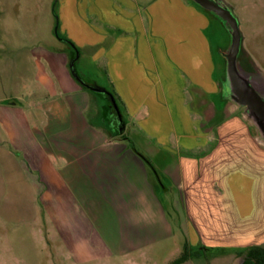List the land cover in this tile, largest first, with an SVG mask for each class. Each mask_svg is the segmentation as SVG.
Returning <instances> with one entry per match:
<instances>
[{
	"label": "crops",
	"instance_id": "obj_1",
	"mask_svg": "<svg viewBox=\"0 0 264 264\" xmlns=\"http://www.w3.org/2000/svg\"><path fill=\"white\" fill-rule=\"evenodd\" d=\"M2 1L0 24L9 27L13 22L10 24L4 20ZM194 3L193 0H75L73 4L68 0H59L61 11H72L69 15H59V20L61 24L70 22L76 27L74 43L80 44L78 46L92 44L96 59L105 58L106 74L116 93L120 94L123 107L130 116L129 124L137 135H142L137 130L142 124L143 130L148 133L144 127L148 119L156 123L163 121L165 116L171 123V131L186 144L187 153L172 158L171 164L157 165L148 158L156 170L161 166L164 170L172 171L174 166V170L177 168L181 174V188L186 202L185 230L189 241L192 244L232 249L242 248L246 243L262 244L264 209L254 210L247 206L252 203V190L245 192L243 182L238 177L243 162L257 160L258 147L254 145L256 150H251V141H247L246 147L237 145L238 141L236 143L235 140L241 144L243 137L242 132L235 129L233 144L227 145L221 141L212 144L210 131H204L201 125L206 117L196 118L195 115L194 92L197 89L207 92L212 90L214 83L211 76L213 73L216 76V60L212 43L204 33L211 18ZM89 19L96 21L89 22ZM31 24L34 26V21ZM182 28L190 32L191 39L176 37ZM36 37L34 34L31 36V47L23 59L28 65L27 69L24 66L27 71L24 75L34 76L32 83L24 81L22 84V88L28 91L26 102L30 109H24L16 101L10 105L2 104L0 121L9 135L14 137L15 122L19 123L13 120L15 111L22 112L24 119L28 116L42 117L44 135L57 145L55 151L48 145V156L44 155L43 163L34 168L41 171L45 183L66 192V199H73L75 203H93L98 199L101 180L96 156L97 126L94 128L92 119L81 116V111L77 113L80 115L77 116L78 120L85 121L86 133H89V139L86 138L84 144L87 150L80 159L81 163L68 161L71 152L69 148L63 150L62 140L76 139V136L81 135V128H78L80 131L76 130L79 123H76L77 117L73 116L75 112L70 113L63 99L51 100V87L54 90L57 87L52 82L53 78L57 76L62 84L71 79L73 89L79 90L76 95L87 97V94L69 78L67 54L51 52ZM102 40L106 43L105 47L99 46ZM3 43L2 51L5 52L4 59H0V63H3L0 64V73H12L18 67L17 48L10 37ZM100 52H103L101 58ZM150 73L154 76L151 83L147 77ZM151 91L157 93H146ZM18 94L14 98L20 96ZM3 100L6 102L8 99ZM161 129L162 126L158 130L150 129L158 144L168 137L167 134L163 135ZM101 130L106 131L103 128ZM130 136L126 139H130ZM110 137L112 142L122 141L119 137ZM118 150L115 149L113 153L116 154ZM149 150L151 154H160L162 151L154 146H150ZM56 151L65 163H57L58 158L53 155ZM170 154L173 155L172 152ZM132 155L129 157L134 160L132 165L120 163L122 159H115L119 162L115 166L123 167L117 184L124 193L116 195L112 200L113 205L108 207L111 214L108 213L105 245L120 254L150 249L160 259L170 251L182 249L175 240L178 228L169 217L146 164L134 156L132 158ZM253 156L256 160H253ZM166 190L170 192L168 188ZM180 196L182 194L179 193ZM48 200L51 201V196ZM51 207L54 222L57 226H60V220L62 222L60 230H70L73 225L68 222L66 215L57 216L56 207L54 211ZM90 220L86 222L90 223ZM73 230L98 229L88 228L87 225L83 229L77 226ZM203 257L192 258L183 264H212L208 258L199 262L195 260Z\"/></svg>",
	"mask_w": 264,
	"mask_h": 264
},
{
	"label": "rangeland",
	"instance_id": "obj_2",
	"mask_svg": "<svg viewBox=\"0 0 264 264\" xmlns=\"http://www.w3.org/2000/svg\"><path fill=\"white\" fill-rule=\"evenodd\" d=\"M68 1L75 3V0ZM224 1L233 8L242 29L241 65L246 70L253 72L254 81L259 82L260 88L264 92V84L260 82L261 76L257 74L260 70L264 73V0ZM55 2L56 0L2 1V16L10 24L13 22V25L8 27L0 24V59H4L5 51L2 50L5 43L3 42L9 40L10 37L17 48L15 54L18 57V70L16 69L12 73L7 72V74L0 73V105H10L16 101L24 109H30L26 102L28 91L22 88V84L24 81H27L28 84L32 83L34 77L31 74L24 75L27 72L25 67L27 69L28 65H25L23 60L31 47L30 38L33 34L37 36L36 39H41L42 43L51 49V52L61 55L66 53L68 56V76L83 89L87 97L75 94L79 90L73 89L71 79L67 82L63 81L64 84H62L61 80L58 81L57 76L52 81L57 87L55 90L53 86L51 87L50 97L51 100L63 99L70 113L75 112L73 116H80L77 113L81 111V116L85 119L88 118V120L92 119L94 128L97 126L99 134L96 137V156L99 176L101 177L98 199L89 204L75 203L72 201L73 199H66V192L53 185L49 186L42 180L41 171L34 167L43 163V156L48 154V145L55 151L57 144H54L44 135L42 117L28 116L24 119L22 112L15 111L16 114L12 113L11 115L14 114L13 120L16 119L19 123L15 122L14 137L9 135L7 128L0 121V264H167L176 258L182 249L170 251L159 259L150 249L120 254L108 249L105 245L108 237L106 230L109 222L108 213L111 214L108 207L113 205L112 200L116 195L124 193L117 184L122 173L120 170L123 167L115 166L116 163H119L115 159H122L123 161L120 163L132 165L134 160L129 158L132 153V158L134 156L146 164L148 173L156 183L158 193L168 210L169 217L178 228L175 233V240L178 245L183 247L189 238L185 230L186 202L184 200L185 194L181 188V174L177 168L174 170V166L172 171L164 170L158 166L160 167L157 170L159 179L138 151L146 157H150L157 165L162 163L165 166L171 164L172 158L176 159L187 153L186 144L179 139L175 132L171 131V123L165 116H163V121L159 120L160 122L156 123L148 121V119L144 125L148 133L143 130L142 124L141 128L140 126L137 127L142 135H137L136 130L129 124L130 116L123 107L120 94L116 95V100L127 127L124 128L123 134H113V128L108 123L109 107L106 98L98 92L83 87L71 68V57L77 53L76 66L80 75L87 81H95L109 91L116 93L106 74V60L105 58L96 59L92 44L87 43L78 46L80 44L74 43L73 46L56 36L57 20L53 10L56 9L59 15H66V13L69 15L72 11L69 9L61 11L62 7L59 0ZM196 6L198 5L196 4ZM33 21L34 26L31 24ZM91 21L95 23L96 20L89 19V22ZM59 32L63 37L75 41L76 27L70 22L67 24L60 23ZM189 33L182 28L177 32L176 37L191 39L192 35ZM204 33L212 43L214 50L216 76L215 73L211 76L214 84L210 92L200 89L194 92L195 115L196 118L206 117L201 125L204 131H210L212 144L215 141L226 142L227 145L233 144L232 136L235 134L233 131L235 129L242 132L241 136L243 137L241 144L239 140H235L236 143L238 141L237 145L246 147L251 141L253 143L249 144L251 150H256L254 145L258 147L259 154L255 156V158L258 156L257 160L253 156V160L256 161L243 162L242 172L240 175L238 174V177L243 182L245 192L248 189L252 190L250 194L252 203L247 206L250 209L263 210L264 138L254 123L246 117L245 107L237 105L230 99L225 86V58L222 52L230 45V33L224 23L216 16L210 19L204 28ZM99 46L105 47L106 43L102 40ZM65 48L66 51H64ZM99 54L101 58L103 52ZM147 77L150 83L153 82V73ZM146 93L156 94L157 92ZM16 94L20 96L14 98ZM3 99L8 100L4 102ZM207 116L209 117L207 118ZM236 119L237 124H235ZM76 123H79L76 130L80 131L78 129L80 127L81 135L76 136V139L62 140L63 150L69 148L68 150L71 152L68 161L73 164L81 163L80 159L87 150L84 144H86V138L89 139V133H86L85 129V121L78 120L77 117ZM161 126L163 135L167 134L168 137L166 140H162L161 144H158L156 143L157 140L153 139L150 129L156 128L158 130ZM109 135L119 137L122 141H116L119 144L115 141L112 142ZM129 136L130 139H126ZM150 146L162 149L161 153L151 154ZM115 149L121 150L117 151L119 154L113 153ZM57 152H53V155L58 158L57 163H65L64 158H60ZM173 163L175 164L176 161ZM165 187L170 192H167ZM179 193L182 196L179 197ZM49 196H51L50 202ZM60 196H64V198H60ZM257 199H259L258 202H256ZM51 205L52 211L56 207V213H59L56 214L57 216L66 215L68 222L73 225L70 230H60L62 222L60 220V226L54 222L53 212L50 213ZM89 218L92 220L87 223L86 220L88 221ZM87 225L88 228L93 227L98 230H73L77 226L83 229ZM191 245L196 248L209 247L202 243H191ZM251 245L256 244L246 243L239 249L223 247V251L212 252L209 253V257L204 256L203 259L195 260L199 262L198 260L208 258L212 264H240L244 259L241 252L245 253ZM257 245L264 246V242ZM215 258L217 259L214 260ZM200 262L202 263V261Z\"/></svg>",
	"mask_w": 264,
	"mask_h": 264
},
{
	"label": "water",
	"instance_id": "obj_3",
	"mask_svg": "<svg viewBox=\"0 0 264 264\" xmlns=\"http://www.w3.org/2000/svg\"><path fill=\"white\" fill-rule=\"evenodd\" d=\"M193 1L200 7L215 13L228 26L231 38L230 45L222 52L225 58V86L227 93L237 105L245 107L246 117L254 123L264 138V92L260 88L259 82L254 81L253 72L246 70L241 65L240 55L243 34L238 17L233 8L224 0ZM74 64V62H71V68L74 75L77 76ZM257 74L261 76L260 82L264 84V73L260 70ZM91 88L93 91L104 93L110 98L112 106L118 115L119 128L122 130L125 124H123V115L114 94L101 85L91 86Z\"/></svg>",
	"mask_w": 264,
	"mask_h": 264
},
{
	"label": "trees",
	"instance_id": "obj_4",
	"mask_svg": "<svg viewBox=\"0 0 264 264\" xmlns=\"http://www.w3.org/2000/svg\"><path fill=\"white\" fill-rule=\"evenodd\" d=\"M200 8L206 14H208L210 16V18H212L213 16H216L215 13L210 12V11H208V10L202 8V7H200ZM54 14H55V17H56V20H57L56 27H55L56 36L59 39H61V40H63V41H65V42H67V43H69V44L74 46V42L73 41H71L67 37H63L60 34V32H59L60 20H59V14L57 13L56 9H54ZM220 20L224 23V25L226 26V28L229 31V28L225 24V22L222 19H220ZM76 56H77V53L75 55H72V57H71V62L75 63L74 64V68L76 69V74H77L76 77L82 83L83 87L92 90L91 86H97L99 84L97 82H95V81H87L86 79H84L80 75V73L77 70V66H76V63L78 61V58ZM89 85H91V86H89ZM112 93L114 94V96L116 98L117 93H115V92H112ZM99 94L103 95L106 98L107 104H108V107H109V105L111 104L110 98L108 96H106L104 93H99ZM108 123L113 128V131H114L113 134L121 135V134L124 133V128H122V130H120L119 126H117V125H115L114 123L111 122V118H109ZM123 124H125L124 116H123ZM138 153L147 162V164L153 169V171L155 172L156 176L159 178L158 172H157L156 168L154 167L153 163L150 161V159L148 157H146L144 154L140 153L139 151H138ZM219 251H223V249L222 248H216V247H206V246H201L199 248H196L193 245H191V243L187 240V241H185L180 254L176 258L171 260L169 263H167V264H183V263H185L186 261H188V260H190L192 258L202 257V256L209 257V253L219 252ZM241 255H244V259H243V261L240 264H264V246L263 245H257V244L256 245H251L250 247L247 248L245 253L241 252Z\"/></svg>",
	"mask_w": 264,
	"mask_h": 264
},
{
	"label": "flooded vegetation",
	"instance_id": "obj_5",
	"mask_svg": "<svg viewBox=\"0 0 264 264\" xmlns=\"http://www.w3.org/2000/svg\"><path fill=\"white\" fill-rule=\"evenodd\" d=\"M108 116L109 118H111V122L114 123L115 125L119 126L120 122L118 120V115L117 112L115 111V109L112 106V102L109 105V111H108Z\"/></svg>",
	"mask_w": 264,
	"mask_h": 264
}]
</instances>
